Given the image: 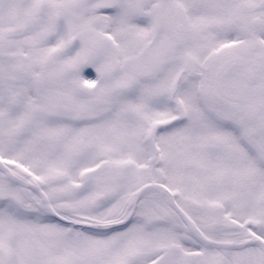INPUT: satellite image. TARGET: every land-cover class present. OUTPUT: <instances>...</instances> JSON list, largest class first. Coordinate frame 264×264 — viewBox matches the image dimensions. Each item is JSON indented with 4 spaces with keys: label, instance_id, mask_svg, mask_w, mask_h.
<instances>
[{
    "label": "snow or ice",
    "instance_id": "6c2138e0",
    "mask_svg": "<svg viewBox=\"0 0 264 264\" xmlns=\"http://www.w3.org/2000/svg\"><path fill=\"white\" fill-rule=\"evenodd\" d=\"M0 264H264V0H0Z\"/></svg>",
    "mask_w": 264,
    "mask_h": 264
}]
</instances>
